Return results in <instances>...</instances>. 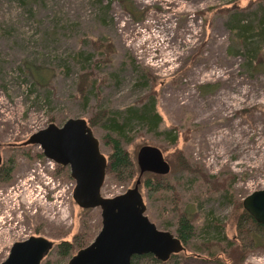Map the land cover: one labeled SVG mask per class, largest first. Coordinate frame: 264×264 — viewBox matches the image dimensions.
Segmentation results:
<instances>
[{
    "label": "rangeland",
    "instance_id": "1",
    "mask_svg": "<svg viewBox=\"0 0 264 264\" xmlns=\"http://www.w3.org/2000/svg\"><path fill=\"white\" fill-rule=\"evenodd\" d=\"M260 1L0 0V151L13 167L8 180L0 181V263L12 243L28 236L56 246L88 235L89 244L101 227L99 207L84 209L73 200L69 167L45 158L38 145H24L29 135L68 118L87 121L97 111L124 110L148 95L156 99L159 130H172L176 141L133 124L122 146L134 159L141 146L158 147L170 165L177 200L148 196L141 183L145 214L158 229L173 233L172 207L192 206L197 231L211 211L224 223V233L234 236V202L242 205L245 196L264 187V66L253 70L226 22L236 10L248 16ZM98 39L108 41L113 59L95 66L101 58H91V77L96 76L84 102L74 57L95 51ZM260 57L264 62V48ZM31 62L50 69L46 86L31 84L25 68ZM92 131L107 157L106 128L96 125ZM183 161L214 180L175 170ZM135 179L120 183L106 172L101 194H121ZM51 252L41 264H66L76 253ZM226 260L216 252L210 259L191 255L182 264ZM242 264H264V248L250 251Z\"/></svg>",
    "mask_w": 264,
    "mask_h": 264
},
{
    "label": "trees",
    "instance_id": "2",
    "mask_svg": "<svg viewBox=\"0 0 264 264\" xmlns=\"http://www.w3.org/2000/svg\"><path fill=\"white\" fill-rule=\"evenodd\" d=\"M238 12L239 10H236L231 13L226 22L227 27L235 34L238 43L241 46L244 45L248 64L254 71L260 70L264 66V62L260 61L263 58L260 55H262L264 48V0L257 3L256 7L248 13V16ZM240 12L244 11L240 10ZM94 49L95 51L90 52L79 51L74 57L80 70L77 91L84 102L88 100V92L95 82V79L92 78L96 76L93 75L91 77L92 68H90V65L94 66L95 64L94 61V64L90 61L91 58L96 56L95 54L101 58L95 66L98 64H106V62L112 63L113 59L108 53L112 47L105 39L96 40ZM25 66L31 84L34 87L47 85L52 76L49 68L38 66L34 62L27 63ZM145 80L144 77L140 85H145ZM160 123L161 116L156 110V99L152 95H148L141 104L128 106L124 110L97 111L87 118V124L91 129L98 125L101 127L104 126L107 130L103 137L104 143L110 148V152L107 155L106 172L114 180L120 183H128L135 178H139V184L142 183L148 196L163 193L160 196L161 201L175 203L177 197L175 196L174 198L172 195L174 186L170 181L172 175L170 171L165 175L152 172H144L140 175L136 159L122 146V141H129L130 138L126 136L127 133L125 130L127 128L130 129V126L133 124L141 125L146 131L162 136L163 141L167 140L168 142L174 143L176 141V134L172 130L160 131ZM8 162L2 161L0 164V181H7L10 176V171L13 167L10 159ZM174 169H183L189 173L196 174L205 182L206 180H214L212 177L205 176L198 167L194 168L188 165L186 161L179 162L178 167ZM189 180L192 183L195 179ZM221 191L224 196H227L228 191L225 186ZM234 206L236 208L234 211L235 233L233 237H228L224 233V223L217 220L218 218L213 217L211 211V213H207L206 221L201 225L199 231H197L194 223L195 216L197 215L194 214L195 210H192V206L189 209L181 210L177 205H174L172 212L176 216V222L173 233L180 240L182 249L176 253H171L165 261H160L149 253L136 254L131 257L130 264H182L183 260L191 255H203L210 259L215 258L216 252L224 254L227 258L226 262H224L225 264H242L245 256L250 251L264 248V225L258 223L245 211L241 202L235 201ZM197 232L201 233L199 234ZM89 238L88 235H76L72 241L61 240L56 246H52L54 255L58 257H70L78 249L87 245ZM52 248L44 258L53 252H51Z\"/></svg>",
    "mask_w": 264,
    "mask_h": 264
},
{
    "label": "water",
    "instance_id": "3",
    "mask_svg": "<svg viewBox=\"0 0 264 264\" xmlns=\"http://www.w3.org/2000/svg\"><path fill=\"white\" fill-rule=\"evenodd\" d=\"M23 144L38 145L45 158L68 166L74 180L72 197L75 203L84 209H100L99 231L66 264H130L133 255L146 253L165 261L171 253L182 249L174 233L158 229L145 214L139 178L121 194L102 196L107 157L101 152L99 140L85 118H68L60 126L49 123L30 134ZM1 160L0 154V163ZM136 163L140 175L144 172L165 175L170 171L161 150L152 145L138 149ZM242 207L264 225V187L245 196ZM52 246L47 238L31 235L12 243L0 264H40Z\"/></svg>",
    "mask_w": 264,
    "mask_h": 264
},
{
    "label": "flooded vegetation",
    "instance_id": "4",
    "mask_svg": "<svg viewBox=\"0 0 264 264\" xmlns=\"http://www.w3.org/2000/svg\"><path fill=\"white\" fill-rule=\"evenodd\" d=\"M0 148H1V146H0ZM0 154H1V151H0ZM2 157V156H1ZM1 162H2V160H1ZM1 164V163H0ZM29 237V236H28ZM26 239V238H25ZM23 240V239H22Z\"/></svg>",
    "mask_w": 264,
    "mask_h": 264
},
{
    "label": "built area",
    "instance_id": "5",
    "mask_svg": "<svg viewBox=\"0 0 264 264\" xmlns=\"http://www.w3.org/2000/svg\"><path fill=\"white\" fill-rule=\"evenodd\" d=\"M49 160V159H48ZM50 161H52V160H50ZM52 162H54V161H52ZM55 163V162H54Z\"/></svg>",
    "mask_w": 264,
    "mask_h": 264
}]
</instances>
